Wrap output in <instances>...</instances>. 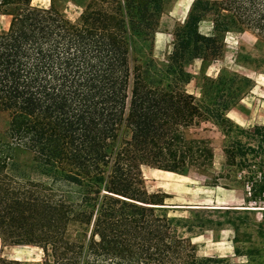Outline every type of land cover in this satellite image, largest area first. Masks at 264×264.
<instances>
[{
	"label": "trees",
	"instance_id": "16d2710c",
	"mask_svg": "<svg viewBox=\"0 0 264 264\" xmlns=\"http://www.w3.org/2000/svg\"><path fill=\"white\" fill-rule=\"evenodd\" d=\"M74 1L76 20L53 5L0 0V15L10 17L0 30V110L9 114L0 139L2 245L39 247L33 264H264V220L239 214L261 205L171 204L165 193L149 194L142 176L144 165L213 174L210 140L188 134L212 120L229 168L214 178L251 157L259 166L249 178L257 171L264 179V124L243 128L227 115L252 78L222 68L204 76V100L187 90V66L222 58L228 33L250 32L264 46V0H194L160 62L156 33L171 0ZM18 150L31 154L29 164ZM249 193L257 203L264 185ZM225 224L247 262L196 254L193 236Z\"/></svg>",
	"mask_w": 264,
	"mask_h": 264
},
{
	"label": "rangeland",
	"instance_id": "374dc122",
	"mask_svg": "<svg viewBox=\"0 0 264 264\" xmlns=\"http://www.w3.org/2000/svg\"><path fill=\"white\" fill-rule=\"evenodd\" d=\"M193 1L171 0L167 3L155 40L154 57L157 61L164 60L166 45L172 40L173 30L178 23L184 21ZM32 3L40 7L53 5L71 20H76L82 10V7L74 0H32ZM9 21L8 15H0V30L7 27ZM202 30L208 32L210 23L203 22ZM255 42L256 37L250 32H231L227 36L229 47L226 53L208 70V73L212 75L210 77H216L222 68L241 74L246 72L245 66L254 70L255 74H251L256 79L253 87L243 96L242 102H239L241 106H237L238 103L227 113L229 118L243 128H250L255 124H264V62H262L264 46L259 49L255 46ZM247 60L257 61L260 64L259 69L249 65ZM196 67V65L192 66L190 71H196L198 69ZM192 74L193 79L187 85V90L202 101L204 100L202 94L205 83L204 76L207 75V72L201 71ZM8 123V112L0 110V139L4 138ZM188 134L192 137L210 140L215 153L213 174H202L191 170L185 175H180L144 165L142 166V176L149 194L165 193L169 196L166 202L171 204H215L223 208L230 206L239 208L249 204L261 205L264 208V194L257 200V203L248 202L250 187L254 185L255 188L259 189L264 185V179L260 177L257 171H255L253 179L249 178L250 171L259 166V158L249 157V160L237 158L235 165L230 168L228 176L216 180L215 176L220 173H227V169H229L224 153L225 137L221 129L212 120H204L198 126L189 129ZM16 158L23 163L29 164L31 162V154L25 150H18ZM239 214H249L256 221L264 220L263 210H253L249 213L240 212ZM234 234L233 227L228 224L223 225L219 230L201 229L193 236L195 252L198 256H222L238 263H245L247 258L235 253ZM254 239L257 240L256 235ZM246 246L249 244L247 243ZM0 258L3 260H21L33 264L41 260L42 250L32 245H2L0 240Z\"/></svg>",
	"mask_w": 264,
	"mask_h": 264
},
{
	"label": "crops",
	"instance_id": "0c3cea01",
	"mask_svg": "<svg viewBox=\"0 0 264 264\" xmlns=\"http://www.w3.org/2000/svg\"><path fill=\"white\" fill-rule=\"evenodd\" d=\"M8 27V26H7ZM7 27H5L4 29H6ZM210 31V30H209ZM208 31V32H209ZM230 33H228L227 35H226V46H225V53H226V51H227V49H228V43H227V36L229 35ZM157 35H158V31H157V33H156V39H157ZM155 39V40H156ZM172 47H173V33H172V40H171V42L168 44V45H166V52H165V57H166V55L167 54H169L170 52H171V50H172ZM224 53V54H225ZM164 57V58H165ZM216 61H218V60H216ZM216 61H209V62H206V61H203V60H201V59H195L191 64H189L188 66H187V70L188 71H190V68L192 67V66H197L196 68H198L196 71H190V72H192V73H197V72H201V71H205V72H207V75H209V76H212V75H210L209 73H208V70H209V67L210 66H212V64L213 63H215ZM245 68V75H247V76H249L250 78H252V80L254 81V83L256 82V79H255V77L253 76V75H251V74H255V72H254V70L252 69V68H250V67H244ZM257 75V74H256ZM243 100V99H242ZM242 100L240 101V102H242ZM237 106H241L240 105V103L237 105ZM179 205V204H178Z\"/></svg>",
	"mask_w": 264,
	"mask_h": 264
},
{
	"label": "bare ground",
	"instance_id": "6f19581e",
	"mask_svg": "<svg viewBox=\"0 0 264 264\" xmlns=\"http://www.w3.org/2000/svg\"><path fill=\"white\" fill-rule=\"evenodd\" d=\"M239 208H243V207H239ZM252 208H254V207H252Z\"/></svg>",
	"mask_w": 264,
	"mask_h": 264
},
{
	"label": "water",
	"instance_id": "95a60500",
	"mask_svg": "<svg viewBox=\"0 0 264 264\" xmlns=\"http://www.w3.org/2000/svg\"><path fill=\"white\" fill-rule=\"evenodd\" d=\"M180 207H184V206H180ZM254 209V208H253Z\"/></svg>",
	"mask_w": 264,
	"mask_h": 264
}]
</instances>
